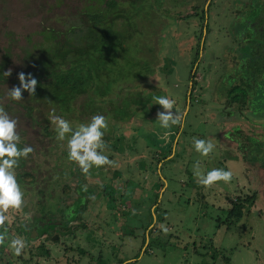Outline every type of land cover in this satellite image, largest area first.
<instances>
[{
    "label": "rangeland",
    "instance_id": "1",
    "mask_svg": "<svg viewBox=\"0 0 264 264\" xmlns=\"http://www.w3.org/2000/svg\"><path fill=\"white\" fill-rule=\"evenodd\" d=\"M107 1L0 0V63L10 48L6 71L12 70L0 81V104L18 119L17 131L25 144L34 148L26 165L16 170L17 174H32L33 182L18 179L25 193L24 205L19 210H9V225L30 216L33 205L37 206L43 196L45 209L49 205L47 215L52 217L55 213L57 217L56 207L69 205L82 195L75 173L79 167L68 159L67 140L56 138L49 120L53 109L55 115L69 120L74 128L90 121L93 115L102 114L108 121L107 134L113 129L114 100L120 102L116 103L119 108H124L136 92L142 93L137 103H143L151 92L160 91L157 96L175 100L172 111L180 112L181 124L162 128L157 112L163 109L156 103L157 96L146 101V113L121 122L115 139L105 141V154L114 161L113 166H94L88 175L81 173L87 184L94 185L96 181L97 186H102L101 192L111 194L115 202L111 204L105 194L91 197L88 210L72 223L81 225L78 235L73 236L80 243L62 237L73 256L64 260V245L45 252L38 246L41 240H37L19 257L5 244L0 264H264V166L260 162H244L241 143L225 138L228 131L240 126L246 133L263 139L264 119L249 114L251 121L226 122L222 112L226 102L222 76L237 62L236 53L231 51L236 46L234 23L238 8L249 0H211L210 33L207 39L203 33L196 63L204 29L201 11L209 9L208 0H116L113 8L107 6ZM117 8L120 14L123 12L124 20L119 18L115 26L125 29L122 39L127 47L121 53V70H115L111 62L107 70L95 77L99 88L88 98L82 94L75 100L76 109L82 107L86 111L89 103L102 105L104 110L95 114L86 111L83 115L76 110L63 116L51 103L31 101L27 91L19 102L8 98V89L19 86L18 73L30 71V54H40L41 50L34 47L42 45L49 32L46 28L65 31L70 25L87 27L88 14L92 13L112 20ZM111 23L114 21L105 25ZM151 64L156 71L148 77L136 79L133 72L137 70H129L137 66L145 76ZM191 72L196 73L192 95ZM104 91L110 93L102 98ZM32 104L38 107L34 119L27 116L24 108ZM151 106L155 109L150 110ZM44 124L49 126L51 136L43 131ZM193 137L211 139L216 148L209 156H202L194 148ZM255 153L251 151L252 160ZM198 161L203 172L231 169L232 181L201 186L194 175ZM63 189L65 201H61ZM254 192V205L248 206L241 217L232 216L233 200ZM161 225L169 229L167 234ZM14 237L17 234L9 236Z\"/></svg>",
    "mask_w": 264,
    "mask_h": 264
},
{
    "label": "trees",
    "instance_id": "2",
    "mask_svg": "<svg viewBox=\"0 0 264 264\" xmlns=\"http://www.w3.org/2000/svg\"><path fill=\"white\" fill-rule=\"evenodd\" d=\"M209 9L204 8L201 11L203 19L202 26L206 28L205 39L210 33V12L213 2L209 3ZM115 7L116 0H108L107 6ZM120 9L117 8L116 17L112 20L105 18L103 15L98 16L96 13L88 14L90 24L87 27H78L70 25L65 31H57L53 28L48 29L45 33V40L42 45H35V49H40V54L32 56L30 54L31 73L38 81L35 95H30L31 101L38 103H51L56 107V111L60 115L68 116L71 112L78 110L83 115L88 111L91 114L102 111V105H91L88 103L86 111H82V107L76 109L75 100L79 95L87 94V98L99 86L96 84L95 77L103 70H107V66L113 62L115 70H121L124 62L122 52L127 47L122 39L125 29L119 30L116 28L117 20L123 18L124 14H120ZM124 11V10H123ZM239 15L234 23V36L236 46L231 48V51L236 53L237 62L234 68L222 76V92L226 96V102L222 107L224 113L223 121H251V114L256 119H264V0H249L243 3L238 8ZM208 18V20H207ZM206 20V21H205ZM114 21L111 25L106 23ZM201 31L200 41L196 52L195 63L200 57L201 40L204 33ZM83 35L84 38H81ZM40 45V47H39ZM10 49V48H9ZM7 51V57L0 63V81L5 77L3 72L6 71L9 65L10 50ZM136 61L135 64H138ZM194 63V64H195ZM134 64V65H135ZM102 70V71H101ZM129 70H137L133 72L136 79L148 77L155 74L154 64L148 66L144 73L137 67L132 66ZM132 74V71H131ZM192 93H194L196 84V73L191 72ZM118 82V81H117ZM129 86H132L131 84ZM122 92L121 89H118ZM130 92V88L129 91ZM151 92L149 98L157 96L158 93ZM163 94V91H161ZM28 93V92H27ZM109 91H104L100 94L103 98L108 95ZM97 96V95H94ZM161 96V95H160ZM142 97L141 92L130 98V102L124 108H119L114 100V111L112 116L114 119L113 128L110 133L105 134L104 140L113 141L115 132L119 128L121 122L132 119L138 113H146L143 106L145 102L137 103ZM142 104V105H141ZM152 107V106H151ZM27 116L31 119L35 117V110L38 108L34 104L24 106ZM155 109V106L150 110ZM66 110H69L67 112ZM110 109H107V111ZM42 124V123H40ZM43 131L47 135H52L48 125H43ZM230 139L240 142L239 149L244 152L243 160L252 165L260 162L264 166V134L263 139H260L254 134L246 133L240 126H235L233 130L228 131ZM244 139V141H241ZM25 145L23 137H21L20 147ZM251 151H255L254 160L251 159ZM171 151L169 155H171ZM26 159H21L17 170L26 164ZM78 169V170H77ZM75 169L77 178H79L78 188L82 191V198L86 196L85 177L79 168ZM78 174V175H77ZM21 179L24 182H33L32 174L25 172L17 174V180ZM68 187V186H67ZM71 189V187H68ZM257 199V192L251 195H246L233 200L230 214L232 216L241 217L248 206H253ZM78 210L72 220L76 219ZM79 218V216H78ZM20 225L25 224L23 222ZM52 225L51 227H53ZM1 258V257H0Z\"/></svg>",
    "mask_w": 264,
    "mask_h": 264
},
{
    "label": "clouds",
    "instance_id": "3",
    "mask_svg": "<svg viewBox=\"0 0 264 264\" xmlns=\"http://www.w3.org/2000/svg\"><path fill=\"white\" fill-rule=\"evenodd\" d=\"M11 69L3 72L4 76L11 75ZM19 86L8 89L7 96L13 101L19 102L24 99L23 92L35 95L38 84L37 79L31 74L18 73ZM156 103L162 107V111L157 112V120L160 126L168 129L173 125H179L182 115L179 111L173 112L175 100L168 96L155 97ZM50 122L54 125L56 138L60 141L67 140L68 159L76 163L84 175H88L90 169L103 166H113L114 161L105 154L107 144L104 140L105 131L108 129L107 118L102 114H95L90 121L80 123L75 128L71 122L62 116L55 115V109L49 115ZM18 119L13 118L6 111L3 104H0V227L9 221V210H19L24 205L25 193L17 180V168L21 159H27L34 148L25 144L20 147L21 136L17 131ZM226 139L230 137L226 136ZM195 150L202 156H209L214 151L216 145L211 139H199L193 137ZM194 175L198 184L203 187H210L214 183L223 181L230 183L234 173L231 169L213 168L203 172L199 170V161L195 166ZM30 220V217H26ZM29 227L28 224L25 225ZM162 231L167 234L169 229L161 225ZM6 235L0 233V245H3ZM28 246L27 241L19 236L11 238L8 248L16 257L21 256Z\"/></svg>",
    "mask_w": 264,
    "mask_h": 264
},
{
    "label": "flooded vegetation",
    "instance_id": "4",
    "mask_svg": "<svg viewBox=\"0 0 264 264\" xmlns=\"http://www.w3.org/2000/svg\"><path fill=\"white\" fill-rule=\"evenodd\" d=\"M97 185L98 184L96 181H95L94 185L93 184L89 185L86 182L84 187H85V189H87V192H90V193L86 194L87 198L86 199L82 198V196L79 195L81 197L77 198L74 202H72L73 204L71 203V204L67 205L64 203L63 206L59 205V207H56L57 213L59 214V216H57V217H55V213L53 214L52 217H49L47 215L46 211L49 208V205L45 209L47 204L44 202V200L46 201V199H45V196H43V199L37 203V206L33 205L32 210H31L32 212H31L30 216H28V217H30V220H27L25 218L19 219L18 220L19 222L16 223L14 221L13 224H11V225H9V223L7 221L3 227H0V233H4L6 235L5 243L3 245H0V257L1 258L3 257L2 253L4 250L5 244H7V246H8V243L10 241L9 236L11 234H17V236L25 239L27 241V244H28L26 249L28 247H32V242L37 241V240H41V243L38 245L39 248H41L43 251L48 252V253H50L51 250H54L59 246L67 245L66 244L67 242L65 243V241H63V239H62L63 236H66L64 238V240H67V239L69 240V238H70V240L73 242L77 241V245H78V243H80V241L79 240L75 241V238L73 236L78 235L77 230L80 229L81 225L80 226H72V223L75 221H79L82 218V216L85 214L86 210H88V203L91 200V197L93 198V196H94V198L95 197L97 198V197H101V196H103V194H105L108 196V199L111 200V204L113 202H115V199L111 196V194H107V192L105 190H104V192H101L102 186L100 188V185L99 186H97ZM77 189H80V188L77 187ZM63 193H65L64 189L62 190L61 201H62V199H64V201H65V198H67V196H65ZM42 209L44 211H38V210H42ZM69 210L71 211L70 213H68ZM77 210L80 213V215L77 213L76 219L72 220V218L74 217ZM78 216H79V218H78ZM21 222H23L25 225L28 224L29 227L24 228L23 227L24 225H20ZM52 225H54V226L51 227ZM12 226H13V228H11ZM56 230H58V232ZM61 230H64L65 232L63 234L59 233V231H61ZM54 232H56V233H54ZM76 247L78 249V246H76ZM63 249H64V253H63L64 260H67L68 257L71 258L73 256L72 255L73 250L68 249L67 246H65ZM77 249H75V252H77L79 250V249L78 250ZM77 258L78 257H75L76 260H77ZM77 263L78 262H76V264Z\"/></svg>",
    "mask_w": 264,
    "mask_h": 264
},
{
    "label": "water",
    "instance_id": "5",
    "mask_svg": "<svg viewBox=\"0 0 264 264\" xmlns=\"http://www.w3.org/2000/svg\"><path fill=\"white\" fill-rule=\"evenodd\" d=\"M210 2H211V0H208V4H209ZM208 4H207V5H208ZM206 10H207V8H206ZM205 34H206V32H204V35H205ZM191 85H192V84H191Z\"/></svg>",
    "mask_w": 264,
    "mask_h": 264
}]
</instances>
